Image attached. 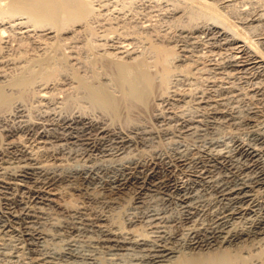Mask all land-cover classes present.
I'll list each match as a JSON object with an SVG mask.
<instances>
[{"label": "bare ground", "instance_id": "1", "mask_svg": "<svg viewBox=\"0 0 264 264\" xmlns=\"http://www.w3.org/2000/svg\"><path fill=\"white\" fill-rule=\"evenodd\" d=\"M101 1L0 0V264H264V0H140L173 37L115 41Z\"/></svg>", "mask_w": 264, "mask_h": 264}, {"label": "rangeland", "instance_id": "2", "mask_svg": "<svg viewBox=\"0 0 264 264\" xmlns=\"http://www.w3.org/2000/svg\"><path fill=\"white\" fill-rule=\"evenodd\" d=\"M106 1H107V3H106ZM255 1V3L257 4V5H260V6H262L263 5V3H262V1L261 0H254ZM261 1V2H260ZM123 2L125 3V4H120V3H116V5H115V3H113L112 1H110V0H104L103 2L101 1V4H102V13H101V17H100V15H98L96 18H98V21L97 20H95V18H94V20L92 21V23L93 24H91L90 23V25L91 26H93L92 27V29H94L93 31H94V33H95V35H97V36H99V35H101L100 37H102V38H104L105 36H108L109 37V35H111L110 37L112 38V40L113 41H115V40H117V37L119 38L120 36H122V34H127V33H130V29H131V26H132V28H136V26L138 27V26H142V24H149V26H151V28H150V31H151V33L153 34V33H155L154 35H156V36H164V37H168V38H170V37H173V34H174V32H173V30L175 31V25L174 24H172L171 25V21H169L166 17H165V15L167 14L166 12H167V10H165L164 8H162L160 5H156V6H153L152 4H154V3H151V2H148V3H143V2H141L140 0L138 1V0H123ZM122 2V3H123ZM258 2V3H257ZM105 3H106V5H105ZM126 3H127V5H126ZM131 3V4H130ZM238 5H237V4ZM261 3H262V5H261ZM101 4H99V5H101ZM108 4V5H107ZM130 4V5H129ZM146 4V5H145ZM149 4V5H148ZM235 4H236V6H235ZM240 3L239 2H234L232 5H233V7H232V5H231V7L230 6H228V8L230 9H228L227 8V11H231L232 12V15H233V13L235 14V17H237V16H239L238 15V12H237V10H239L238 8H240L241 6L239 5ZM121 5H123V7L121 6ZM126 5V6H125ZM151 5V6H150ZM103 6H104V8H103ZM105 6H107L108 8H105ZM124 6H125V8H124ZM160 6V7H159ZM105 9H107V10H105ZM158 9V10H157ZM232 9H233V11H232ZM104 10H105V12H104ZM164 10V11H163ZM236 12H237V16H236ZM107 13V14H106ZM104 14H105V16H104ZM162 14H164V15H162ZM100 17V18H99ZM141 17V18H140ZM162 17H164V18H162ZM167 19V20H166ZM117 21V22H116ZM117 23H119V24H117ZM109 24H111V26L109 25ZM115 26H114V25ZM108 25V26H107ZM118 25V26H117ZM120 25V26H119ZM134 25H136V26H134ZM107 27V28H106ZM121 27H122V29H121ZM126 27V28H125ZM113 29V30H115V31H113V30H111V29ZM115 28V29H114ZM107 29V30H106ZM116 29H117V32H116ZM129 30V31H128ZM132 30V29H131ZM164 30H167V31H164ZM108 33H107V32ZM122 31H124L123 33H122ZM162 31V32H161ZM170 31V32H169ZM106 32V33H105ZM118 32H119V34H118ZM160 32V33H159ZM163 32H166V33H163ZM101 33H103V34H101ZM104 33H105V35H104ZM115 33V34H114ZM168 33V34H167ZM77 34H79V36L77 35ZM107 34V35H106ZM158 34H160V35H158ZM172 35V36H170V35ZM94 35V38L96 39V42L98 41H100L99 40V38L100 37H97V36H95ZM102 35H104V37L102 36ZM117 35V36H116ZM120 35V36H119ZM74 36H76V37H74ZM73 36V39H77L78 40V42H77V40L75 41V40H73L72 39V37L70 38V39H72L71 41H74L75 42V44H74V42H71L72 44H74L73 46H72V44L71 43H69L70 41H65V45L64 46H62V51L63 52H67L68 51V47L69 46H71L72 48H73V50L75 49V48H79L78 50L76 49L75 51H77V52H79V51H81V47L80 46H82V42L80 43L79 41H82V39L81 38H84V36L81 34V33H76L75 35ZM170 36V37H169ZM201 37L203 38V35L201 34ZM116 38V39H115ZM12 39V40H11ZM11 39H9L10 41H9V45L7 46V48H10L8 51H7V48H6V50H4V51H6V52H8V53H10V54H13V53H15V51L17 50V48H24L25 49V51L29 54V53H33V52H35V47L33 46V45H31V44H27V43H22V44H19V46H17L18 45V42L15 40V39H13V38H11ZM80 39V40H79ZM94 39V40H95ZM98 39V40H97ZM101 39V38H100ZM115 39V40H114ZM36 41H38V40H36ZM101 42V41H100ZM67 43V44H66ZM69 44V45H68ZM78 47H77V46ZM64 47V48H63ZM136 47H137V49H140V47L138 46V45H136ZM201 48V49H200ZM199 48V53H201L202 55L204 54V58H206V56L208 57V53L207 52H205L204 50V48L203 47H200ZM137 49H135V50H137ZM203 49V50H202ZM139 51V50H138ZM13 52V53H12ZM203 52V53H202ZM200 54V55H201ZM206 55V56H205ZM202 58H203V56H201ZM210 57V56H209ZM216 57V56H215ZM75 65L76 66H78L76 63H75ZM80 69V68H79ZM59 81V79L57 80H54L52 83H51V85L52 86H56V83ZM57 90V89H56ZM55 89H54V95L55 96H63L64 95V93L61 91V90H57L56 91ZM190 100H188L187 101V105L186 106H182V108H174V107H172L171 108V106H163L162 107V110H165V109H174V110H180V109H187L188 110V108L190 107L189 105H190V102H189ZM188 102H189V104H188ZM168 107V108H167ZM135 116L137 115V117L139 116V118H140V120L143 122V123H145L146 125H148V126H151L152 128H157L158 127V125H159V123H156L154 120H153V118H152V112H145V113H142V114H140V115H138V114H134ZM144 120V121H143ZM150 124V125H149ZM125 128V127H124ZM227 130V129H226ZM226 130H224L223 132H222V135L224 136L226 133H227V135H228V132L226 131ZM226 132V133H225ZM227 135H225V136H227ZM191 142V140H190V138H186V139H184V143H190ZM171 141H170V139L169 138H167V137H163V136H158L157 138H156V140L154 141V144H152L151 145V147H146L145 149H144V153L142 154V155H140V153H138V151L137 150H131V151H129V152H127V153H125V155L126 156H131V153H132V156L134 157V155L133 154H135L136 152V154H138V155H136L135 154V157H137V158H139V159H141V160H148L149 159V155L151 154V152H152V150H153V148L154 149H160L161 151H162V153L163 154H165V155H172L173 153H172V147H171ZM154 146V147H153ZM138 149H140V148H138ZM140 155V156H139ZM176 168V170H175V173L177 174V176L179 177L180 176V168H179V166H177V167H175ZM160 172L161 173H164V172H162V170H160ZM179 174V175H178ZM126 192V193H125ZM123 193H125L126 194V197L127 198H130V199H134L136 196H137V192H136V190L134 189V187H127L126 188V190H124L123 191ZM122 195V194H121ZM120 195V196H121ZM171 207H172V210H173V208H175V210H173V212H176V214L178 213V208H176L174 205H169V211H171ZM177 210V211H176Z\"/></svg>", "mask_w": 264, "mask_h": 264}]
</instances>
